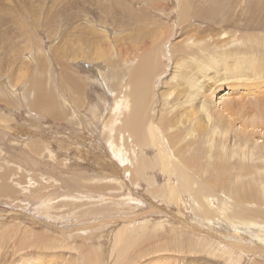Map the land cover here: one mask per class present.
Instances as JSON below:
<instances>
[{
    "label": "rangeland",
    "instance_id": "obj_1",
    "mask_svg": "<svg viewBox=\"0 0 264 264\" xmlns=\"http://www.w3.org/2000/svg\"><path fill=\"white\" fill-rule=\"evenodd\" d=\"M20 1L24 3V0H0V8L16 7L11 11L15 13V11L21 10L19 8ZM177 1L179 0H171V2L168 0L162 7L163 9L159 10L161 14L158 13L159 11H153L150 12L151 15H148L157 21L156 29L159 31L165 32L176 26L172 38L168 41L165 40L164 45L161 43L159 47H155L149 53V55H153L154 52L155 55L157 53L162 55L161 59L159 58L161 72L155 78L153 77L155 79L153 85L157 78H160L153 89L157 98L156 104L152 101L151 117L149 116L153 122H156V118L164 114L166 118L167 116L175 117L177 114H184L187 118L188 112L191 111V105L195 110L198 106L204 107L200 103L204 98L209 99L207 108L210 112L221 111L220 109L228 104L227 101L232 99V97L223 99V96L227 97L232 92L224 88L226 85L221 84L223 81H227V78L236 79L237 73H241L243 70L242 73L247 71L249 75L255 72L257 74L259 71L256 68L261 65L263 72H259V75L254 74L255 77L250 82L252 84L257 83L256 81L264 82V64H262L264 63V27H262L264 23H260L264 19L261 17L264 16V0H246L249 3L242 0L243 2L239 1L240 4H236L235 0L220 2L189 0L191 13L186 15L188 21H183V25L180 18L182 10H179L181 6L179 7ZM182 1L185 3L186 0ZM211 2L216 4L234 3V5L232 9L223 12L228 16L223 13L217 16V19H214V16L209 18L197 16V13L205 9L204 7ZM33 3L39 7L43 0H35ZM160 4L163 5L165 2L162 1ZM93 6L97 5H91L89 8L93 9L92 11L96 13L97 17H91L90 28L93 29L94 34L104 33L107 38L112 39L113 34L110 26L107 23H100V20L105 16L97 11L98 6ZM258 9L260 13H258ZM255 15H258V18ZM39 17L43 18V15ZM35 18H38V15ZM17 22H21V20L19 18H4L0 26V32L2 34L7 32L8 41L13 40L14 43L13 45L8 41L4 44L0 43V58L3 60L0 72V188L8 186L13 192V194L0 192V264H158L159 262L160 264H264V243L258 241V235L255 236L248 230L236 231L230 227H228L229 229L226 227L210 228L205 225L211 221L209 219L211 215H218L219 222H222L220 219L229 218L233 224L244 225L242 228L245 229L247 228L246 224H255L264 228V147H262L264 144H261L264 139L246 140L242 138L240 141L239 138L237 139V129L240 127L238 124L235 125L236 128L233 129L234 132L232 131L229 139H226L230 140L229 142H225L224 138L220 139L219 134L215 133L213 140L207 143L211 137V129L206 130L202 135L194 136V144L190 147L188 155L197 157L198 150L204 149L201 154L203 158L221 160L216 155L217 152L223 153L235 168L230 177L231 182H229L232 188L225 192L216 191L210 187L206 189L203 185H194L202 199V204L199 207H194L193 203L195 190L182 191L178 201L177 199L175 201L162 199L159 193L167 194L165 188L162 187L165 186L168 178L161 173H154V170L149 173L142 172L141 175L144 176H140L132 175L131 172L126 174L122 167L124 179L132 183L137 182L135 186L125 181L129 186L135 187V191L126 189L125 192H122L121 186L115 185L114 182V179L119 177V170L116 171L117 166L122 163H118L119 160L111 153L110 148L102 143L103 137L99 133V123L105 122L104 127H106L107 122L111 123L115 118L117 120L115 129L119 127L122 129L121 118L127 116V111L125 110L120 116L115 115L112 110L115 108L114 102L121 101L129 93L132 96L133 90L126 84L131 74L130 67L136 65L137 59L134 60L135 63L134 61L129 63L123 58L122 53L114 58V47H110L106 50L107 55L112 57L110 64L105 60L77 63V61L63 56L65 46L74 45L73 39H67L66 43L58 45L59 36L50 40L43 28L33 29L34 26L30 20L24 22L23 28L21 23ZM23 31L24 34H22ZM26 34L32 35L33 39H30L32 46L29 48L25 43L27 36H22ZM169 34L172 33L169 32ZM201 37L204 39L202 40ZM35 42L37 43L35 44ZM176 43L179 45L174 47ZM54 46L58 47L57 55L62 59L61 62L51 63L49 60ZM18 47L28 48L26 55L22 50L18 51ZM16 48H18L17 52L14 51ZM81 49L84 53L87 51L86 46H82ZM20 52L24 53V60L19 57H22ZM38 54H41L47 62L42 61L41 65ZM177 62L180 68L176 67ZM222 62L226 64L222 65ZM60 63L64 65L63 68L59 66ZM92 65H102L103 68ZM38 66L40 69H37ZM95 67L98 68L97 70H104L101 75L104 82L90 80L92 77L94 78L92 75ZM224 67H227L226 70ZM215 68L219 70H215ZM31 71L35 72L31 73ZM37 71L45 74L44 79L52 80L49 85L52 84L54 87V92L58 97L59 110L65 115V119L56 120L48 116L41 106L34 105L35 94L34 90L29 88L31 87L29 82L31 81L30 74L31 77L34 74L37 76ZM227 71H229V76L228 73L226 74ZM233 71L237 73L234 74ZM60 72L67 77L73 74L77 78L89 79L93 83L90 88L85 90V98L80 101L77 108L72 107L67 94L64 96L68 99L69 104L61 101L62 99L59 97L60 94L67 91L58 74ZM175 72H177V78L173 76ZM202 72L204 75L201 74ZM11 76L14 77V80ZM203 76L206 78H202ZM216 81L219 82L217 88ZM237 81L235 82L237 83ZM184 83L188 85L184 96L192 98L191 102L194 101V103L183 106L182 110V103L177 99L186 89ZM115 84L119 85L115 87ZM252 84L248 85L246 91L253 90L251 87L254 84ZM60 85H62L63 91ZM222 86L223 88H221ZM56 89H60L61 92L59 93V90L57 92ZM169 94L171 96L167 98ZM256 95L246 97L248 101L246 102L250 105L248 104L242 110L243 114L237 112V115L240 116L238 121L242 120L252 124L261 122L260 117L256 115L258 113L264 115V106L254 101V98L258 97ZM106 99L108 103L105 102ZM19 104L22 105L19 106ZM157 110L161 115L155 117ZM176 111H178L177 114ZM195 126L196 123H189L187 127L183 125L182 129H192ZM157 130L160 138L161 132L158 127ZM255 134L256 138L263 137L260 131ZM116 136H114L116 145L120 147V150L123 149L121 155L124 159V149L128 144V138L123 133ZM141 154L140 151L137 152V159H140ZM144 155L152 162L156 151H149ZM123 164L131 170L134 167L133 164L124 163V161ZM238 174L244 175V179L234 188L238 181L234 177ZM93 175L99 176L101 181L89 179ZM105 178L110 182H104ZM196 181L199 183L201 179L197 178ZM177 184L178 180L175 179L174 185ZM107 187L114 189L113 193H110ZM90 191L104 192L105 198L97 197L94 194L97 198L93 196L89 200L91 195L88 193ZM129 194L132 195L130 196L132 197L131 201H129ZM205 194L209 197L212 194V199H205ZM210 201H212L211 206ZM88 204L91 207H87ZM224 205L229 207L225 214L221 211ZM88 211L89 215L86 216L85 213ZM103 211L104 213H102ZM248 211L251 212V217L247 216ZM98 212L99 217H97ZM203 217L208 219L206 218L204 221ZM128 228L131 230L126 236ZM227 230H233V232L230 233ZM196 232H200V235ZM120 233L125 234L122 243H119ZM211 233L213 234L211 235ZM234 233H236L235 236ZM128 237L132 238V244L128 243ZM239 246L245 250L240 252Z\"/></svg>",
    "mask_w": 264,
    "mask_h": 264
},
{
    "label": "bare ground",
    "instance_id": "obj_2",
    "mask_svg": "<svg viewBox=\"0 0 264 264\" xmlns=\"http://www.w3.org/2000/svg\"><path fill=\"white\" fill-rule=\"evenodd\" d=\"M34 1L35 0H24V3H22L20 1L21 3L19 2L20 3L19 8L21 10H17V11H15V13H12L11 11L15 10L16 7L11 8L10 6L9 7L6 6L5 8H0V26H1L2 20L4 18H13V19L19 18L21 20V22H17V23L18 24L21 23L20 25L22 26V28L24 26V22L30 20L34 26L33 29H37V27L43 28L46 32L47 37L50 40H52L55 36H59V39H58L59 41L57 42L58 45L66 43L67 39H73L75 46L69 45V44L66 45L65 49H64L63 56L66 58H69V59L71 58V59L77 61V63H80L81 61L92 62V61L105 60L110 64L112 62V57L107 55V51H106L110 47H114L113 48L114 49V51H113L114 58L122 53L123 58L125 60H127L129 63H131L135 59H137V62L134 61V63L136 62V65L130 67L131 68V74H130L129 80L127 81V84H126V86H130V88H132V90H133L132 96L129 93L126 95V98H123L121 101H118L117 103L114 102L115 108H114V110H112V112L115 115H120V116L123 114V112L125 110L127 111V116L126 117L124 116L123 119L121 118V125L123 126L122 127L123 130L119 126H118L119 127L118 129H115V127L117 125V120L115 118H113L112 122L110 121L111 123L107 122L106 127H104L105 122L101 121L99 123L100 124L99 125V128H100L99 133L102 135L101 137H103L102 143L110 148V149L109 148L108 149L119 160L118 163H120V164L122 163V165L117 166V169H116V171L119 170V177L114 179L115 180L114 182L116 183L115 185L121 186V188L123 190L122 192H125L126 189L127 190L130 189L131 191H135V189H134L135 187H131L127 183H129L130 185L131 184H134L135 186L137 185V182L132 183L129 180L126 181V179H124L125 176H122V175H124V173L122 172V167H123V170L125 171L126 174H130V172H131L132 175L136 174V175L144 176V175H141L142 172L149 173L150 171L154 170L155 171L154 173H161L166 178H168L165 186L162 187V188H165L167 194L163 195L162 193H159L160 197H162V199H164L165 201L167 199H168V201H169V199H173L174 201H175V199H177V201H178L180 199L179 197H180L182 191L183 192H185V191L191 192V191L195 190V195L193 192V195L195 197L193 200V203L195 204V205L193 204L194 207H199L202 204V199L200 198L201 195L199 194L198 189L195 188L194 185H196V184L197 185H203L206 189L208 187H210L212 189H215L216 191L222 190L223 192H225L229 188H232L230 186L231 183H229V182H231L230 177L232 175V171L235 168H233L234 165L231 162H228V160L225 158L223 153L220 154L217 152V155H216V157L217 158L220 157L221 160H218V159L214 160L212 158H209V159L203 158L201 156V154L203 153L204 149L198 150L199 155L197 157H192V156L188 155V153H189L190 147L194 144V136H196L197 134L202 135L208 129H211V137L209 138V141L207 143H210V141L213 140L215 133L219 134L220 139H223V138L225 140L229 139V136H230V134H232L233 129L236 128L235 127L236 124L240 125V127L237 129V131H238L237 132V139L239 138L240 141L242 140V138L246 139V140L247 139L248 140H250V139H257V140L264 139V115L263 114L259 115V113H258V115H256L257 117L258 116L260 117V121H261V122L257 121L258 122L257 124L256 123L252 124L251 122H246V121L243 122L242 120L238 121L240 116L237 115L238 114L237 112H239L240 114H243L244 112H242V110L245 109V107L248 104L250 105V103L247 104V102H248L247 98L250 96L257 94L256 96H258V97L257 98L255 97L254 101H257L262 106H264V82L256 81L257 83H253L254 85L252 84V82H250L255 77L254 74L257 75L259 72L260 73L263 72V71H261V70H263V68H261L262 67L261 65H258L259 67L256 68L259 71V72H257V74L255 71H254L255 72L254 74H251L248 71L250 73V75H253V76H250L247 73V71H246L247 74L242 73V72H244V70L241 73L240 72L237 73L236 71H233L234 74H235V72L237 73V75L235 76L237 78L234 80L227 78V81H223V83L221 85H223V86L226 85L224 88L228 89L229 92H232L231 94L229 93V95H227V97L223 96V99L224 100H226L225 98L230 99L229 97H232V99L227 101L228 104L224 105L223 108L220 109L221 111L210 112L207 108V103H209L208 102L209 99L207 100L204 97H203L204 99L200 101V103L204 107L198 106L197 109L195 110L193 108V106L191 105V103H192L191 100H193V99L192 98L189 99V97L184 96V94L188 90V85L186 83H184V85H185L184 87L186 89L183 92H181V96H179L177 101H179V100L181 101L182 105H181V103H178L179 105H181V108L185 105H191L190 106L191 111L189 110L190 112H188V117L186 118L184 114L178 115L177 114L178 111H176L177 116H175V117L167 116V118H166V116H164L165 114L162 116L160 114V111L157 110V112L155 113V117L158 115H161V116L156 118V122H153V120H151V118H149L150 111L152 109V101L154 102V104H156V99H157L156 95L153 92V89L155 88L156 83L159 82L160 78H157L154 85H153V83H154V80H155L154 78L156 77V75L161 72V68H160L161 65L159 63V58L161 59L162 55L158 54V53H157V55H155L156 54L155 52L153 53V55H149V53L151 51H153V49L155 47H159L161 45V43H162V45H164L165 40L166 41L170 40L172 38L173 33L176 30L175 29L176 26H173L172 28H170V30L166 28L167 31H165V32L159 31L158 29H156L158 26V24H156L157 21L148 15L150 14V12L159 11L162 7H164V5H166V2L168 0H43V3L41 5L39 4L40 5L39 7H37L33 3ZM162 1H164L165 4L161 5L160 3ZM220 1H222V0H216V2H220ZM235 1H236V4H240L239 1L241 2L242 0H235ZM170 2H171V0H170ZM177 2L179 3V7L181 6L179 10H182L180 18H181V22L183 25V21L184 22L188 21L186 15L188 13L189 14L191 13L190 5H189L191 2L189 0H186L185 3L182 0L181 1L179 0ZM246 2H248V1H246ZM193 4L195 5V3H193ZM196 4H197V2H196ZM241 4H243V3H241ZM91 5H97L98 7L97 6H93V7H97V9H98L97 11L99 13H101L102 16H105L103 19L100 20V23H102V24L107 23L110 26L111 32L113 34L112 39L107 38V36L104 33L101 35L94 34L93 29L90 28L91 23H92L91 17H97L96 13L94 11H92L93 9L90 10V8H89V6H91ZM160 5H161V7H160ZM233 5H234V3L216 4L215 2H211L208 4V6L204 7L205 9L198 12L197 16L207 17V18L214 16V19H217V16H219L220 14L225 12L226 10L232 9ZM202 6H204V5H202ZM235 6H237V5H235ZM167 7H168V4H167ZM222 7H223V9H222ZM256 7H254V8H256ZM258 7H260V6H258ZM25 8H27V9L25 10ZM166 9H168V8H166ZM257 11H258V13H260L259 9ZM260 11H261V9H260ZM9 12L11 15L9 14ZM253 12H255V11H253ZM158 13H160V11ZM223 14L225 16H228V14H225V13H223ZM18 15L19 16L24 15V16H22L20 18ZM37 15H38V18H35ZM41 15H43V18L39 17ZM11 16H13V17H11ZM192 16H194V15H192ZM192 16H190V17L192 18ZM83 17H84V19H83ZM252 17H254V16H252ZM252 17H250V19H252ZM261 17L264 18L263 15ZM185 18H186V20H185ZM191 18H190V20H191ZM169 19H168V21H169ZM251 21H253V20H251ZM187 23H189V22H187ZM260 23H264V19ZM215 24H217V22H215ZM169 26H170V24H169ZM226 26H227V24H226ZM164 27H166V26H164ZM164 27H162V28H164ZM262 27H264V26L262 25ZM262 27H261V29H262ZM192 30H194V29H192ZM30 32H32V30H30ZM169 32L172 34H169ZM22 34H24V31ZM0 35L2 36L0 38L1 44H4V42L8 41L9 38L7 37V32L5 34H2V32H0ZM22 36H27L26 42H25V43H27V47L29 48L30 46H32V43H30V41H31L30 39H32L31 38L32 35L26 34V35H22ZM192 36H194V35H192ZM201 39L203 40L204 38L201 37ZM12 41H8V43L13 45L14 43ZM36 43L37 42H35V44ZM255 44H257V43H255ZM178 45L179 44L176 43L174 45V47H177ZM82 46L87 47V51L85 53L81 49ZM18 48L14 49V51L17 52V49H18V51L22 50V52H24L26 55V51L28 50V48H24V49H22L23 47L22 48L18 47ZM57 50H58V47L54 46L53 51L49 57V60H51V63L62 61V59L59 58L57 55ZM22 52H20L22 57L21 56H19V57L22 60H24L23 59L24 53L22 54ZM17 55H19V54L17 53ZM263 56H264V54H263ZM33 57H31V58H33ZM232 57H233V55H232ZM240 57H242V56H240ZM38 58L40 59L39 61L41 62V65H42V61L44 63L47 62L44 60V58L41 54H38ZM215 59H213V60L215 61ZM220 59H222V57H220ZM2 61L3 60L0 58V72H1L2 66H3ZM242 61H244V60H242ZM231 63H233V62H231ZM24 64L25 63H23V65ZM218 64H220V63H218ZM225 64H223V62H222V65H225ZM229 64H228V66H229ZM262 64H264V63H262ZM209 65H210V63H209ZM256 65H255V67H257ZM26 66H27V62H26ZM59 66L62 68L64 67V65L62 63H60ZM92 66L94 67L97 65H92ZM178 66H179V63L177 62L176 67L180 68ZM8 67H7V69H8ZM97 67L103 68L102 65H99ZM97 67H95L94 74L92 75V76H94V78L92 77V79H90V80L103 81V78L101 75H103L102 72L104 70L103 69L97 70L98 69ZM35 68H36V65H35ZM35 68H33V69H35ZM221 68H220V70H221ZM226 68H225V70H226ZM37 69H40L39 66ZM250 69H252V68H250ZM215 70H219V69L215 68ZM228 70H229V67H228ZM155 71H156V74H154ZM34 72L31 71V73H34ZM228 72L229 71H227L226 74ZM164 73H165V71H164ZM219 73H220V71H219ZM58 74L61 76L62 81L64 83V86L67 90L64 93L60 94L61 96H59V97L62 99L61 101L69 104L68 99H66L64 96V94L65 95L67 94L66 96L70 99L72 107L77 108L78 105L80 104V101L83 98H85L84 97L85 96L84 95L85 90L90 88L93 85V83L91 81H89V79H84L81 77L77 78V77H75L76 75H73V74H70V77H67L65 74H62V72H60ZM176 74H177V72H175V74L173 76H175L177 78ZM201 74L204 75L203 72ZM217 75H219V74H217ZM229 75L230 74L228 73V76ZM44 76H45V74L43 72L38 73V71H37V76H35V74H34L33 77H31V74H30L31 81L29 83H30L31 87H29V88H32L34 90V94H35L34 95V97H35L34 98V103H35L34 105L41 106L43 108V110L48 114V116H51L52 118H54L56 120H60L62 118L65 119V115L63 113H61L59 110V104H58V99H57L58 97H57L56 92H54V87L52 86V84H51V86L49 85L50 84L49 82H51L52 80L48 81V80H46V78L45 79L43 78ZM228 76H226V77H228ZM117 77H119V76H117ZM12 78L14 80V77H12ZM112 78H114V77H112ZM202 78H206V77L203 76ZM220 80L221 79H219L218 81H220ZM11 81H12V79H11ZM218 81H216V83H215L216 88L219 85ZM230 81H234V82L231 83ZM235 81H237V83ZM263 81H264V79H263ZM249 83L253 85L251 87L253 90L250 92L246 91L247 90L246 88L248 87V85H250ZM118 85L119 84H115L114 86L116 87ZM223 86L221 88H223ZM58 87H56V88H58ZM60 87H62V85H60ZM56 90H57V92L59 90V93L61 92L60 89H56ZM61 90L63 91V87ZM23 91L25 92V89ZM29 92H31V91H29ZM29 92H28V96H29ZM109 92H112V91H109ZM87 93H88V90H87ZM251 93H253V94H251ZM173 94H175V93H173ZM211 95H212V93H211ZM114 96H115V94L113 95V97ZM169 96H171V94H169L167 96V98H169ZM113 97H112V99H114ZM160 99H161V95H160ZM163 99H165V96H163ZM175 100H176V98H175ZM105 102L108 103L107 99ZM193 103H194V101H193ZM109 104H111V103H109ZM224 104H226V103H224ZM21 105L19 104V106H21ZM209 108H211V107H209ZM183 109L184 108H182V110ZM188 109H189V107L187 108V110ZM172 113L174 114L175 112H172ZM184 113H185V111H184ZM256 113H257V111H256ZM251 115H253V114H251ZM256 116H255V118H256ZM189 123L190 124L196 123V126L192 129H186V130L182 129L183 125H186V127H187V124H189ZM180 125H182V126H180ZM157 127L159 128V130L161 132L160 138L158 136ZM172 129H173V131H171ZM258 131H260V133H262L263 137H258V138L255 137L256 136L255 133ZM144 132H145V135H144ZM121 133L125 134L128 138V140H127L128 144L125 146V149H124V153H125L124 159L121 155V154H123V149L120 150V147H118L116 145L117 142H116V139L114 138V136L119 135ZM184 137H186V138L184 139ZM128 141H130V142H128ZM229 141L226 140L225 142H229ZM261 144L262 145L264 144V140ZM262 147H264V146H262ZM138 151H140V154L142 153L140 159L139 158L137 159V152ZM149 151H153V152L156 151V155L152 159V162H150L151 159L146 158L144 155V154H148ZM123 161H124V163L127 162L130 164H133L134 165L133 169L131 170L129 167H127L125 164H123ZM127 177H128V175H127ZM243 177H244V175L241 176L240 174H238L236 177H234V179L238 180L237 183L234 185V188L237 186V184L241 180L244 179ZM5 178H7L6 175H5ZM101 178H104V177H101ZM197 178L201 179V182L197 183V181H196ZM209 178H212V179L207 180ZM89 179L98 180L99 182L101 181L100 177L96 176V175L89 177ZM175 179L178 180L177 185H174ZM104 182H110V181H107L105 178ZM1 184H2V182H1ZM3 187H4V182H3ZM107 190L110 191V193H111L114 189L107 187ZM203 191H206V190H203ZM0 192H2L4 194H8V193L13 194L11 187H8V186L6 188H3V189L0 188ZM211 192H214V191H211ZM88 194L91 195V196H89L90 197L89 200L92 199L93 196H95V195L97 197L98 196H100L101 198L103 197V199L105 198L104 192L96 193V192L90 191ZM161 194H162V196H161ZM96 196H95V198H97ZM130 196H132V195L129 194V201H131V199H132V197H130ZM204 196H205V199L206 198L210 199L212 194L210 195V197L206 194ZM101 198H98V199H101ZM91 201H94V200H91ZM211 202L212 201L209 202L210 206H211ZM90 204H92V203H90ZM90 204H88L87 207H91V206H89ZM200 208L203 209L202 207H200ZM228 210H229V207L224 205V207L221 211L225 214V212ZM95 211H96V209H95ZM102 213H104V211ZM224 214H223V216H224ZM85 215L86 216L89 215V211L87 213H85ZM94 215H95V213H94ZM240 215H243V214H240ZM247 216L251 217L250 211L247 212ZM88 217H91V216H88ZM97 217H99V212L97 214ZM167 217H169V216H167ZM206 218L203 217V220L205 221ZM195 219H194V221H195ZM209 219H211V221L208 224L205 223V225H208L210 228H219V227L225 228L226 227V229H229L228 227H230V229H234L236 231L248 230V232H250L251 234H254L255 236L258 235L257 236V239H259L258 241L264 243V228L260 227L259 225L246 224L245 227H247V228L245 229V228H242V226H244V225L233 224L229 220V218H226V219L224 218L225 220L220 219V221H222V222H219L218 215L217 216L211 215V218H209ZM196 220L199 221V219H196ZM178 221H180V220L178 219ZM196 223H198V222H196ZM222 223H225L228 226H223L225 224H222ZM199 224H201V223H199ZM208 226H206V227H208ZM142 229H144V228L142 227ZM130 230H131L130 228H128L126 230V232H127L126 236ZM197 231H199V230H197ZM227 231H230V233L233 232V230L232 231L227 230ZM196 233L199 234L200 232H196ZM250 233H248V234H250ZM256 233H258V234H256ZM212 234L213 233H211V235ZM124 235L125 234H121V233L119 234V236H118L119 237V243L123 242ZM208 235H210V234H208ZM233 235L235 236L236 233H234ZM131 239H132L131 237L130 238L128 237V243L129 244H132V242H133V240L131 241ZM232 246H233V244H232ZM235 246H237V245H235ZM223 247H225V246H223ZM233 249H234V247H233ZM238 249L240 252L245 250L242 246H239ZM251 254H253V253H251ZM259 255H260V253H259ZM158 264H160V262Z\"/></svg>",
    "mask_w": 264,
    "mask_h": 264
}]
</instances>
